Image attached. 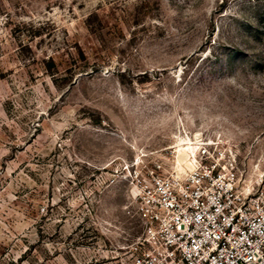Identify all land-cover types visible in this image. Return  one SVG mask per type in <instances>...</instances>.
<instances>
[{"label":"rangeland","instance_id":"1","mask_svg":"<svg viewBox=\"0 0 264 264\" xmlns=\"http://www.w3.org/2000/svg\"><path fill=\"white\" fill-rule=\"evenodd\" d=\"M198 141L264 170V0H0V264L128 245L117 167Z\"/></svg>","mask_w":264,"mask_h":264},{"label":"built area","instance_id":"2","mask_svg":"<svg viewBox=\"0 0 264 264\" xmlns=\"http://www.w3.org/2000/svg\"><path fill=\"white\" fill-rule=\"evenodd\" d=\"M240 154L237 144L198 141L182 174L177 153L169 166L154 152L124 159L116 171L139 233L77 264H264V170L247 177Z\"/></svg>","mask_w":264,"mask_h":264},{"label":"bare ground","instance_id":"3","mask_svg":"<svg viewBox=\"0 0 264 264\" xmlns=\"http://www.w3.org/2000/svg\"><path fill=\"white\" fill-rule=\"evenodd\" d=\"M194 149L195 147L193 146V144H179V152L177 153L176 165L179 174H182L184 170L192 167L193 162L192 160H190V155L194 152Z\"/></svg>","mask_w":264,"mask_h":264}]
</instances>
